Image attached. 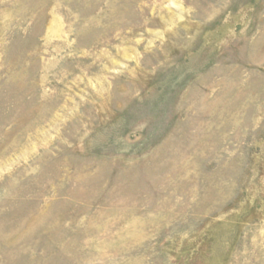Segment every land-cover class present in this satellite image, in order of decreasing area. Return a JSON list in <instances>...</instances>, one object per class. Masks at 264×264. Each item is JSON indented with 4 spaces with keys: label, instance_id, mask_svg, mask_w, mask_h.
I'll return each mask as SVG.
<instances>
[{
    "label": "rangeland",
    "instance_id": "obj_1",
    "mask_svg": "<svg viewBox=\"0 0 264 264\" xmlns=\"http://www.w3.org/2000/svg\"><path fill=\"white\" fill-rule=\"evenodd\" d=\"M0 264H264V0H0Z\"/></svg>",
    "mask_w": 264,
    "mask_h": 264
}]
</instances>
